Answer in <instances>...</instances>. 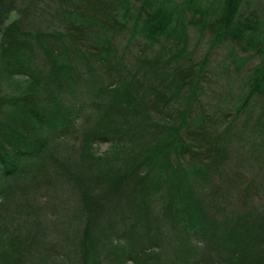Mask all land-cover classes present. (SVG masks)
Returning a JSON list of instances; mask_svg holds the SVG:
<instances>
[{
	"label": "trees",
	"instance_id": "trees-1",
	"mask_svg": "<svg viewBox=\"0 0 264 264\" xmlns=\"http://www.w3.org/2000/svg\"><path fill=\"white\" fill-rule=\"evenodd\" d=\"M219 1L0 0V264H264L242 170L259 163L264 192L261 20ZM187 23L209 33L199 59ZM220 43L231 73L258 59L204 102ZM65 184L56 227L45 207Z\"/></svg>",
	"mask_w": 264,
	"mask_h": 264
},
{
	"label": "rangeland",
	"instance_id": "rangeland-1",
	"mask_svg": "<svg viewBox=\"0 0 264 264\" xmlns=\"http://www.w3.org/2000/svg\"><path fill=\"white\" fill-rule=\"evenodd\" d=\"M219 0H202L203 6L204 7H209L210 11H213L214 8L217 7L219 4ZM242 10L244 13L249 12L250 14L256 13L261 20L260 28H261V39L262 37L264 38V0H245L244 3L242 4ZM186 13H191L190 10L186 11ZM189 15V14H188ZM187 31L189 33V39H188V48H189V59H199L203 52L207 49V44H208V38H209V33L208 31L204 32H199V30L196 28V26L187 23ZM263 31V32H262ZM139 39V38H138ZM134 40V43L130 45V51H134L136 47H138L139 43L137 40ZM140 41V39H139ZM232 47V44H227V43H220L214 47L210 53V58L209 62L207 65V68L205 69V73L203 75V81L206 84V92L205 93H200L199 98L201 100L209 99L214 97V91L218 90V88L221 87V84H223L226 80V77L228 75L233 77V84L235 87H238V85L241 84V78L242 75L246 72L248 67L251 64H254L257 59L258 55H255L251 50L252 53L246 54L248 57L241 62L239 72L235 73L234 71L231 73L226 67L223 66V63L227 61V59L230 58L232 55V50L237 51V48ZM155 50V48H154ZM231 53V55H230ZM239 53V52H238ZM246 53H248V50H246ZM245 55V53H240ZM233 56V55H232ZM3 81L5 80L4 77H0ZM210 100H208L209 102ZM206 102V101H204ZM258 104V103H257ZM240 118H243L241 115ZM79 131V130H78ZM80 133V131H79ZM246 132H244L245 134ZM77 134V132L75 133ZM251 133V138H252ZM79 136V134H77ZM248 141V140H247ZM250 141V140H249ZM76 142L74 140H66L64 143L61 145L60 150L62 152H65L66 154L70 151H73L76 149ZM109 141L106 140H98L93 142V147L96 153H103L108 147H109ZM260 167L259 163L257 162H248L243 166V172L245 175V180L250 181V184L252 187L258 188L257 193L254 195L252 198V203L260 208H264V192L261 191V186L260 183L258 182L259 176L258 174L261 171L258 169ZM69 185L65 184L63 187H60L57 190V196L53 197L52 199L55 200L54 202L49 203L45 207V213L49 217L55 218L53 223L56 224V227L59 226L61 222L65 220V216L67 214V211H69V203H62V198L65 197L69 193ZM31 193V190H30ZM70 194V193H69ZM235 196H237V193L232 191L230 193V201L236 200ZM48 198L47 195H43L42 198L40 199L41 201L44 200V198ZM72 200V199H71ZM40 201V202H41ZM50 202V201H49ZM72 203V201H70ZM232 203V202H231ZM69 208V209H68ZM49 228V227H48ZM55 228V227H54ZM49 236V237H48ZM47 238H52V239H58L60 234L58 231H52L51 235H48ZM140 240V239H139ZM92 251V249H91ZM95 252V249L93 250ZM97 253V252H96ZM127 261H131L130 258L127 259Z\"/></svg>",
	"mask_w": 264,
	"mask_h": 264
}]
</instances>
